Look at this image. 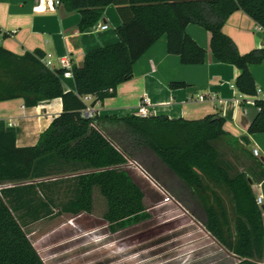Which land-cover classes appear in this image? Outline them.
<instances>
[{
    "label": "trees",
    "instance_id": "16d2710c",
    "mask_svg": "<svg viewBox=\"0 0 264 264\" xmlns=\"http://www.w3.org/2000/svg\"><path fill=\"white\" fill-rule=\"evenodd\" d=\"M57 1L68 13L81 15V33L93 29L110 5L117 8L123 25L116 31L117 43L89 52L81 68H72L75 92L64 89L65 70L50 68L42 51L17 55L0 45V103L22 99L32 108L61 99L63 105L34 147H18L16 133L0 120V264H45L25 228L52 217L56 210L74 216L91 214L96 190L106 200L104 219L112 230L148 220L145 194L127 167L150 153L192 191L204 211L207 231L240 259L238 264H262L264 217L250 178L234 172L214 145L227 135L224 118L87 119L83 111L87 96L100 102L114 97L119 85L134 78L136 63L162 37L167 38L168 52L179 56L183 65L205 64L207 51L187 33L194 24L212 34L214 58L238 69L236 88L254 98L259 112L248 133H264V102L257 98L258 86L250 69L264 62V50L243 55L224 33L227 21L238 11L264 29V0ZM9 35L2 31L4 38ZM185 85L171 83L170 87ZM146 171L156 179L152 171ZM212 190H226L229 195L235 236L223 201Z\"/></svg>",
    "mask_w": 264,
    "mask_h": 264
},
{
    "label": "crops",
    "instance_id": "0c3cea01",
    "mask_svg": "<svg viewBox=\"0 0 264 264\" xmlns=\"http://www.w3.org/2000/svg\"><path fill=\"white\" fill-rule=\"evenodd\" d=\"M80 22L79 13H68L57 0H0V29L10 34L5 38L0 36V45L17 55L40 50L46 60L52 63V69H62L61 59L66 57L73 67L81 68L89 52L118 42L116 31L123 21L117 8L110 5L103 18L88 32H80ZM103 25H108L109 29L102 30ZM187 33L207 51L205 64L183 65L179 56L168 52L167 38L162 37L136 63L134 78L119 85L114 97L100 102L92 96L86 104L100 117L137 116L140 105L147 100L152 116L190 121L201 120L209 115L224 118L227 135L219 139L222 144L219 152L234 172L247 174L256 196L264 195V179L261 180L264 174V133H248L259 109L253 97L244 95L236 88L238 69L214 58L211 50L212 34L194 24L187 27ZM224 33L235 42L243 55L256 49L264 50V29L243 11L229 18ZM250 69L258 86V95L261 96L264 94V62ZM62 82L66 91H76L73 76L62 77ZM181 82L186 85L170 87L171 83ZM62 111L61 99L32 108L26 107L24 100L17 99L0 103V120H4L8 129L16 133L18 147H34ZM243 137L250 140L249 146L241 141ZM255 149L258 150V156L254 155ZM148 157L143 167L137 162L129 164L138 165L155 187L184 189V184L154 154ZM131 169L128 168L131 177L145 190ZM146 169L152 171L156 179ZM147 189L154 190L152 186H147Z\"/></svg>",
    "mask_w": 264,
    "mask_h": 264
},
{
    "label": "rangeland",
    "instance_id": "374dc122",
    "mask_svg": "<svg viewBox=\"0 0 264 264\" xmlns=\"http://www.w3.org/2000/svg\"><path fill=\"white\" fill-rule=\"evenodd\" d=\"M11 127V125H9ZM222 149L221 141H216ZM151 154V153H150ZM147 157V158H146ZM147 156L138 157L140 163ZM128 168L145 189L148 220L114 231L105 221L106 200L96 190L91 214L58 213L31 224L25 231L45 264H238L237 258L206 229L204 211L192 191L162 190L142 169ZM143 179L144 181H142ZM142 181V182H141ZM204 182L208 184L207 178ZM212 185V184H211ZM152 186L154 190H148ZM183 186V185H182ZM215 189V187L212 185ZM222 199L235 236V213L226 190H212ZM167 192L175 198L165 201ZM264 257V256H263ZM264 258L262 259V263Z\"/></svg>",
    "mask_w": 264,
    "mask_h": 264
},
{
    "label": "built area",
    "instance_id": "2783aa9c",
    "mask_svg": "<svg viewBox=\"0 0 264 264\" xmlns=\"http://www.w3.org/2000/svg\"><path fill=\"white\" fill-rule=\"evenodd\" d=\"M107 29H109L108 25L102 26V30H107ZM0 36H2V30L1 29H0ZM45 62L50 68H52V63L50 61L45 59ZM61 65H62V69L65 70L62 77H65V78L72 77L73 76V73H72L73 66L71 64L70 59L67 57L61 59ZM257 98H259L260 100H262L264 102V94H262L261 96L258 95ZM91 99H92V96H87V97H85V102L88 103L91 101ZM83 116L87 119H93L96 116V114H95L94 110L90 106L87 105V108L83 111ZM137 116L142 117V118L152 116L150 114V111L148 108V101L147 100H144V104L140 105L138 112H137ZM254 155L258 156V150L257 149L254 150ZM161 189L164 190V188H161ZM174 200H175V198L167 192V196L165 198L164 203H166V202L173 203ZM256 201H257L258 206L262 209V211L264 213V195L260 194V195L256 196Z\"/></svg>",
    "mask_w": 264,
    "mask_h": 264
},
{
    "label": "water",
    "instance_id": "95a60500",
    "mask_svg": "<svg viewBox=\"0 0 264 264\" xmlns=\"http://www.w3.org/2000/svg\"><path fill=\"white\" fill-rule=\"evenodd\" d=\"M241 141H242L245 145H247V146H249V145L251 144L250 140H249L247 137H243V138L241 139ZM250 182H251V180H250ZM251 183H252V182H251Z\"/></svg>",
    "mask_w": 264,
    "mask_h": 264
}]
</instances>
